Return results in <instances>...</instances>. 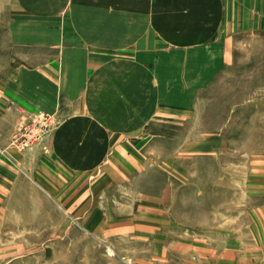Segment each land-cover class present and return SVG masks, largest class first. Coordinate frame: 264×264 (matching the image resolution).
<instances>
[{"label": "rangeland", "instance_id": "obj_1", "mask_svg": "<svg viewBox=\"0 0 264 264\" xmlns=\"http://www.w3.org/2000/svg\"><path fill=\"white\" fill-rule=\"evenodd\" d=\"M4 21L2 11L0 79L12 60ZM243 40L189 108L184 90L178 107L158 106L148 75L138 86L136 69L124 72L127 84L120 69L100 67L89 106L110 128L132 129L139 170L105 176L103 195L84 190L75 209L65 185L56 200L47 180L0 184V264H264V36ZM57 126L36 112L16 125L11 146L46 152Z\"/></svg>", "mask_w": 264, "mask_h": 264}, {"label": "crops", "instance_id": "obj_2", "mask_svg": "<svg viewBox=\"0 0 264 264\" xmlns=\"http://www.w3.org/2000/svg\"><path fill=\"white\" fill-rule=\"evenodd\" d=\"M1 1L12 60L0 79V184L47 180L49 194L70 193L74 209L88 198L84 190L103 195L105 176L139 170L132 129L110 128L89 106L100 67L120 69L127 84L124 72L134 68L138 86L148 75L158 106L171 107L184 90L189 108L232 65L249 42L243 37L264 36V0ZM36 112L58 123L48 149L18 151L13 131Z\"/></svg>", "mask_w": 264, "mask_h": 264}, {"label": "built area", "instance_id": "obj_3", "mask_svg": "<svg viewBox=\"0 0 264 264\" xmlns=\"http://www.w3.org/2000/svg\"><path fill=\"white\" fill-rule=\"evenodd\" d=\"M34 124H35V123H34ZM34 124H32L31 126L34 127ZM33 131H34V130H33ZM28 134H29V133H28ZM14 140H15V143L19 142V135H17V136L15 137Z\"/></svg>", "mask_w": 264, "mask_h": 264}]
</instances>
